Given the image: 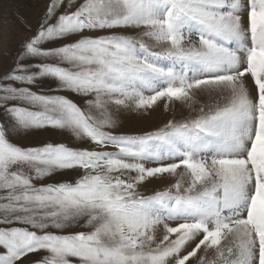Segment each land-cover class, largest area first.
Instances as JSON below:
<instances>
[{"label":"snow or ice","instance_id":"6c2138e0","mask_svg":"<svg viewBox=\"0 0 264 264\" xmlns=\"http://www.w3.org/2000/svg\"><path fill=\"white\" fill-rule=\"evenodd\" d=\"M18 20L0 264H264V0H45L34 31ZM38 129L73 143L18 142Z\"/></svg>","mask_w":264,"mask_h":264},{"label":"rangeland","instance_id":"374dc122","mask_svg":"<svg viewBox=\"0 0 264 264\" xmlns=\"http://www.w3.org/2000/svg\"><path fill=\"white\" fill-rule=\"evenodd\" d=\"M45 0H0V76L8 68L19 49L20 41L29 37L32 33L26 32L23 25L18 20V15L22 16L28 24L32 25L33 31L36 28L39 9L43 6ZM11 53V55H9ZM54 81L45 79L41 87L45 90L49 86H53ZM34 91H39V88L33 87ZM61 95L69 96L76 102H80V97L74 96L69 92H61ZM2 111V110H0ZM184 115H187V110H184ZM168 117L162 108L158 109L150 118H142L137 113L124 112L122 116V127L119 131L127 133H139L145 130H150L158 126L164 119ZM179 118V114H178ZM22 142L27 145H38L44 142H66L70 145L73 143V138L69 134H61L57 130H33L30 135L23 138ZM68 176L54 175L50 178H45L40 183H50L67 179ZM166 182L154 181L147 187L149 190L163 188ZM38 259L34 254H30L23 261V264H30L31 261Z\"/></svg>","mask_w":264,"mask_h":264}]
</instances>
